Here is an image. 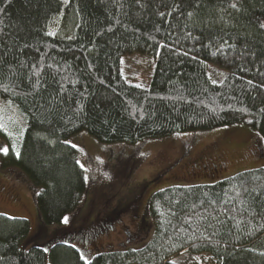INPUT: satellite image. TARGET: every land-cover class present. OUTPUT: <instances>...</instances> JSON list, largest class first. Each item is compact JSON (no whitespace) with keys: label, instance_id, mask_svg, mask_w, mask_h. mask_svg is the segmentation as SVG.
<instances>
[{"label":"trees","instance_id":"16d2710c","mask_svg":"<svg viewBox=\"0 0 264 264\" xmlns=\"http://www.w3.org/2000/svg\"><path fill=\"white\" fill-rule=\"evenodd\" d=\"M261 24L264 0H0V99L25 119L0 167L41 188L42 227L62 226L84 199L78 151L65 142L79 132L138 145L248 122L264 147ZM133 54L155 60L147 88L121 75ZM144 216L143 247L85 261L68 230L29 246V222L0 215V264H173L184 252L196 264H264V167L154 192Z\"/></svg>","mask_w":264,"mask_h":264},{"label":"rangeland","instance_id":"374dc122","mask_svg":"<svg viewBox=\"0 0 264 264\" xmlns=\"http://www.w3.org/2000/svg\"><path fill=\"white\" fill-rule=\"evenodd\" d=\"M154 64L150 56H124L121 75L128 84L147 88ZM224 76L221 70L209 68L212 82L220 83ZM24 120L16 107L0 99V149L12 150L15 142H20ZM65 142L78 151V163L86 178L80 208L66 217L62 226L42 227L35 205L41 188L18 169L0 167V215L29 222L32 237L29 246L47 245L68 230L67 234H72L68 240L85 261L102 253L143 247L151 237L150 221L144 213L154 192L171 186L210 185L264 167L262 138L248 122L138 145H104L86 132H79ZM5 155L0 151V160ZM198 261L200 258L188 252L171 260L173 264Z\"/></svg>","mask_w":264,"mask_h":264},{"label":"snow or ice","instance_id":"6c2138e0","mask_svg":"<svg viewBox=\"0 0 264 264\" xmlns=\"http://www.w3.org/2000/svg\"><path fill=\"white\" fill-rule=\"evenodd\" d=\"M233 8H236V4H232L231 5ZM189 15H191V14H189ZM262 28H264V24H261L260 25ZM0 151H3L5 154H7V152H8V149H7V147H4V148H2V149H0ZM67 221V218H65V222ZM81 259H83V257H81Z\"/></svg>","mask_w":264,"mask_h":264}]
</instances>
